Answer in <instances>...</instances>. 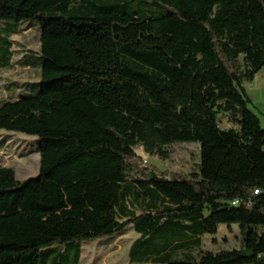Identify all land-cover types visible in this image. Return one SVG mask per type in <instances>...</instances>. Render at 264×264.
<instances>
[{"label": "trees", "instance_id": "trees-1", "mask_svg": "<svg viewBox=\"0 0 264 264\" xmlns=\"http://www.w3.org/2000/svg\"><path fill=\"white\" fill-rule=\"evenodd\" d=\"M35 23L40 81L0 104V132L36 139L40 170L0 167V264H79L130 228L132 264H264V127L246 91L264 0H0V69ZM180 143L200 145L197 174L142 167L139 150ZM234 224L241 249L187 253Z\"/></svg>", "mask_w": 264, "mask_h": 264}, {"label": "rangeland", "instance_id": "rangeland-1", "mask_svg": "<svg viewBox=\"0 0 264 264\" xmlns=\"http://www.w3.org/2000/svg\"><path fill=\"white\" fill-rule=\"evenodd\" d=\"M21 32L12 37L14 58L10 68L0 69V104L16 100L19 94L29 93L27 85L40 81V68L37 64L28 65L40 54L39 25L24 24ZM39 28V29H38ZM247 85L246 91L254 106L252 110L260 115L264 127V86L261 79ZM36 94V91L34 92ZM33 94V95H34ZM222 129L235 128L227 117H220ZM36 139L19 133L0 132V167H11L15 170L19 181L36 179L40 170V155L37 151ZM167 158L157 154H148L144 149L138 151L143 168L155 167L163 172L190 177L198 173L201 162V151L198 143H180L166 148ZM33 196H27L21 201L26 208L33 204ZM138 235L132 228L124 234L113 238H104L85 243L79 264H132L129 250ZM243 247V235L236 224L221 225L216 235H206L202 238L201 248L187 252L195 258L201 252H219L223 250H239ZM182 255V254H181ZM180 255V256H181Z\"/></svg>", "mask_w": 264, "mask_h": 264}, {"label": "crops", "instance_id": "crops-1", "mask_svg": "<svg viewBox=\"0 0 264 264\" xmlns=\"http://www.w3.org/2000/svg\"><path fill=\"white\" fill-rule=\"evenodd\" d=\"M257 78H260L261 79V85L264 86V68L261 69L258 74L256 75L255 77V80L253 82L256 81ZM259 79V80H260ZM251 98V97H250ZM263 115H264V110L263 111H260Z\"/></svg>", "mask_w": 264, "mask_h": 264}, {"label": "built area", "instance_id": "built-area-1", "mask_svg": "<svg viewBox=\"0 0 264 264\" xmlns=\"http://www.w3.org/2000/svg\"><path fill=\"white\" fill-rule=\"evenodd\" d=\"M256 193H258V192H256Z\"/></svg>", "mask_w": 264, "mask_h": 264}]
</instances>
